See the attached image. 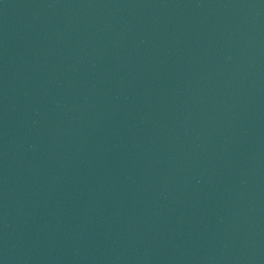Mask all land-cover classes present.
<instances>
[{
	"label": "water",
	"instance_id": "water-1",
	"mask_svg": "<svg viewBox=\"0 0 264 264\" xmlns=\"http://www.w3.org/2000/svg\"><path fill=\"white\" fill-rule=\"evenodd\" d=\"M0 264H264V0H0Z\"/></svg>",
	"mask_w": 264,
	"mask_h": 264
}]
</instances>
